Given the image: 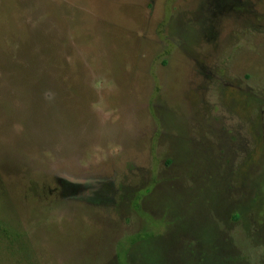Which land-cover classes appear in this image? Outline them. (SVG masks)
<instances>
[{
  "label": "rangeland",
  "instance_id": "obj_1",
  "mask_svg": "<svg viewBox=\"0 0 264 264\" xmlns=\"http://www.w3.org/2000/svg\"><path fill=\"white\" fill-rule=\"evenodd\" d=\"M0 264H264V0H0Z\"/></svg>",
  "mask_w": 264,
  "mask_h": 264
}]
</instances>
